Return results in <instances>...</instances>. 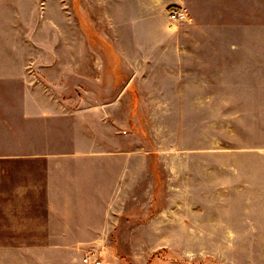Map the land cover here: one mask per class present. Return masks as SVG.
<instances>
[{"label":"crops","instance_id":"crops-1","mask_svg":"<svg viewBox=\"0 0 264 264\" xmlns=\"http://www.w3.org/2000/svg\"><path fill=\"white\" fill-rule=\"evenodd\" d=\"M36 1L0 0L1 264L13 250L23 255L15 264H121L108 255L121 237L132 251L159 237L152 252L160 237L264 235V0H82L90 19L79 41L69 3L64 67L71 74L79 43L78 75L98 86L110 60L111 87L41 85L38 22L23 16ZM180 4L188 21L172 24ZM105 28L128 29V44L150 47L145 59H162L177 30L179 48L224 60L239 87L145 88L137 113L131 87H114L113 62L130 57ZM137 124L155 147L136 146ZM169 132L192 147L163 146Z\"/></svg>","mask_w":264,"mask_h":264},{"label":"rangeland","instance_id":"rangeland-1","mask_svg":"<svg viewBox=\"0 0 264 264\" xmlns=\"http://www.w3.org/2000/svg\"><path fill=\"white\" fill-rule=\"evenodd\" d=\"M69 3H71L73 37L79 41V37H81L79 25L82 23L86 26V21L90 19L86 13L82 12V0H38L34 3L39 7L38 12L23 13L25 19L38 22L40 45L35 51L39 52L40 56L38 67L41 85L48 84L52 87H111L112 64L110 60L104 61L105 75L99 77L102 79L98 86L94 75L88 78L78 75L81 60L74 57V52L79 57V43H77L76 49H73L71 74H69L68 67H64L62 42L64 20L69 17L67 13ZM65 7L67 8L65 9ZM188 18L176 22L172 21L169 16V21L172 24L180 25L188 21ZM85 30L92 40L93 46H99L97 42L102 41L100 34L92 27H85ZM102 31L113 33L119 39L120 48L126 56L130 57L120 58L113 62L115 64L114 84L117 85L114 87H131L130 93L135 100L137 113L138 106L144 100V95L149 93L145 88L200 87V95H206L207 87H239L237 78L236 81H231V77L224 74V60L208 59L206 53L197 50L198 47H191L190 49L188 46L189 49H187L181 45L179 48L180 45L176 41L177 30L176 34L174 32L169 35L167 44L163 46V52L157 53L159 56L162 55V59L142 58L146 52L150 51V47L144 43L134 46L128 44V29L105 28ZM57 52L59 59L49 60ZM6 54L3 53V57H7ZM2 63L6 64V60H3ZM1 67L3 66L0 65ZM7 82L8 80H0V87L6 85ZM185 94H191V92ZM186 112H188V116L191 115V110ZM200 118L201 128H205L206 116H200ZM142 129L143 125L137 124L136 146L155 147V141L145 139L144 135L140 133ZM179 135L178 132L167 133V139L162 141L163 146L192 147V141L188 136L182 139L177 137ZM205 143L204 139H200V146H205ZM126 144V141L123 143L121 141L120 146H127ZM160 238L162 245L149 252L151 247L159 244V237H147L148 245L145 246L143 242H138L135 251L130 249L127 237H121L118 252L114 255L108 254L109 258L120 260L121 264H264V235L192 236L186 234ZM2 240L5 244H15L21 240V237H2ZM144 247H146V251L143 250ZM73 254L76 253L73 252ZM22 256L20 252L14 250L5 252L3 261L6 263L8 259V262L15 264L16 260L22 259Z\"/></svg>","mask_w":264,"mask_h":264},{"label":"built area","instance_id":"built-area-1","mask_svg":"<svg viewBox=\"0 0 264 264\" xmlns=\"http://www.w3.org/2000/svg\"><path fill=\"white\" fill-rule=\"evenodd\" d=\"M189 8L186 5H175L170 9L169 16L172 21H184L188 18ZM89 257H85L84 261L87 262ZM96 263H99L96 261Z\"/></svg>","mask_w":264,"mask_h":264}]
</instances>
